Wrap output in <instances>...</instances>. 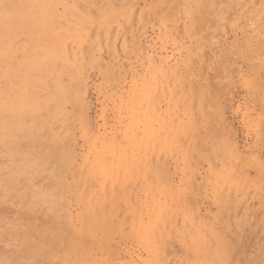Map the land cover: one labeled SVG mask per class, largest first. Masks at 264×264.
I'll return each instance as SVG.
<instances>
[{
    "label": "rangeland",
    "instance_id": "374dc122",
    "mask_svg": "<svg viewBox=\"0 0 264 264\" xmlns=\"http://www.w3.org/2000/svg\"><path fill=\"white\" fill-rule=\"evenodd\" d=\"M0 264H264V0H0Z\"/></svg>",
    "mask_w": 264,
    "mask_h": 264
}]
</instances>
